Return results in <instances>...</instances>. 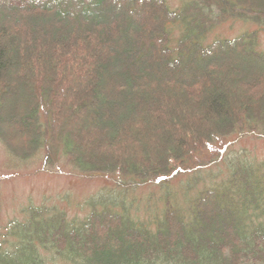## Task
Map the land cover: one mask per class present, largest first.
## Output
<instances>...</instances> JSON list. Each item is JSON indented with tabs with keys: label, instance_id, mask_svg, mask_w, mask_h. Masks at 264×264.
I'll return each instance as SVG.
<instances>
[{
	"label": "trees",
	"instance_id": "obj_1",
	"mask_svg": "<svg viewBox=\"0 0 264 264\" xmlns=\"http://www.w3.org/2000/svg\"><path fill=\"white\" fill-rule=\"evenodd\" d=\"M231 20L264 30V0H0V142L10 155L46 149L49 164L63 155L85 176L167 193L180 174L191 175L187 191L203 170L226 175L186 205L168 193L145 220L110 192L80 220L30 205L9 222L0 264H264V158L207 170L214 142L264 137L259 31L205 42Z\"/></svg>",
	"mask_w": 264,
	"mask_h": 264
},
{
	"label": "rangeland",
	"instance_id": "obj_2",
	"mask_svg": "<svg viewBox=\"0 0 264 264\" xmlns=\"http://www.w3.org/2000/svg\"><path fill=\"white\" fill-rule=\"evenodd\" d=\"M171 7L175 8L180 0H167ZM153 19V17H151ZM258 25L252 21L231 20L222 23L211 31L205 39L211 43L217 38H235L243 33L258 30ZM259 31V48L264 51V30ZM180 29L173 30V37H178ZM245 66L244 60H238ZM107 122V118L101 119L99 123ZM83 129L86 127L82 125ZM46 149L29 160H21L9 154L6 147L0 142V240L7 232L9 222L12 220H23L26 213L22 209L30 205L57 206L64 209L69 218L83 219L89 212V200L101 193L110 192L113 195H122L131 206L132 215L142 219L150 216L162 208L165 196L175 195L179 205H186L189 198L196 195L198 189L211 184L220 183L226 175L220 173L217 176L207 177V171H202L196 188L187 191V180L191 175L180 174L167 191L157 186L124 185L121 176L93 177L80 173L68 157L60 155L52 159L51 164L46 162ZM264 158V137L240 136L230 137L214 142L208 150L207 157H215L213 167L207 169L209 172H220L225 168L224 161L233 157ZM213 169V170H212ZM213 174V173H212ZM195 177V176H193ZM204 184V185H203ZM213 186V185H212ZM175 202V201H174ZM46 264H70L59 259H47Z\"/></svg>",
	"mask_w": 264,
	"mask_h": 264
}]
</instances>
